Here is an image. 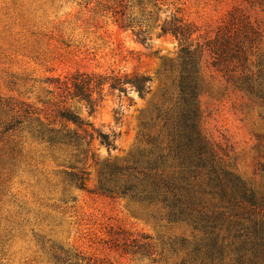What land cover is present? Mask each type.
Returning <instances> with one entry per match:
<instances>
[{
  "label": "rangeland",
  "instance_id": "1",
  "mask_svg": "<svg viewBox=\"0 0 264 264\" xmlns=\"http://www.w3.org/2000/svg\"><path fill=\"white\" fill-rule=\"evenodd\" d=\"M234 11L249 40L225 68L207 45ZM174 18L204 49L194 105L179 39L162 31ZM78 73L145 74L150 90L92 87L90 113ZM141 158L160 164L171 199L118 190L126 175L99 191L100 171ZM226 173L264 194V0H0V264H264L229 235ZM173 193L184 212L169 220Z\"/></svg>",
  "mask_w": 264,
  "mask_h": 264
},
{
  "label": "trees",
  "instance_id": "2",
  "mask_svg": "<svg viewBox=\"0 0 264 264\" xmlns=\"http://www.w3.org/2000/svg\"><path fill=\"white\" fill-rule=\"evenodd\" d=\"M240 21L238 14L235 11L232 12L227 22L218 27L214 37L209 40L207 45L213 53V58L221 61L225 68L238 63L242 65L243 61H245L246 40L248 39L247 35L250 25L249 23L240 25ZM162 31L171 33L179 39L180 53L186 64L184 67L185 74L180 80L181 93L187 102L194 105L197 82L192 74L196 67L197 57L201 55L204 49L200 46L192 47V43L189 40L192 31L188 26L182 25L181 20L174 18L172 22H166L162 26ZM77 77H82V79L79 84L73 83L76 88L74 96L80 97L86 102L90 113L95 108V102L92 100V87L102 91V87L108 85L109 91L123 94H127L128 89L131 88L139 96H143L149 92L151 82V78L148 75L137 73L96 77L86 73H78L74 77L75 80ZM94 78L97 79L93 81ZM65 117L68 121L82 125V127L84 125L91 127L92 132L82 129L83 138L91 140L95 137L107 151L115 149L116 137L114 134L109 135L100 132L90 124L78 121L76 117L70 114ZM189 118L191 119V117ZM159 166L160 164L155 160L148 159L143 161L141 158L135 159L134 163L129 167H119L115 176L114 173L111 174V178L104 171H100L98 175L99 191L104 195H108L111 189L108 188L107 184L112 181L117 183V181H121L123 175H126L127 179L121 188L118 187V190L126 191V193L135 191L136 194L150 199L163 195L161 201L167 202L170 198L169 192H172V190L169 187V181L157 173ZM215 181L221 193L222 201H225L224 194L226 189L230 192L231 197L227 200L226 207L229 208L230 217L233 220L230 221L228 230L229 235L232 234L230 236L234 239L233 243H237L236 251L241 253V251L249 250L254 257L255 263H261L260 261H264V194L247 185L239 176L232 173H226L224 179L216 177ZM172 196L175 200L172 203L168 202L167 205L170 210L169 217L171 219L169 220L177 219L184 212V209L180 207L176 215L177 204L181 205V200L175 193ZM212 241L213 246L218 243L216 238Z\"/></svg>",
  "mask_w": 264,
  "mask_h": 264
}]
</instances>
